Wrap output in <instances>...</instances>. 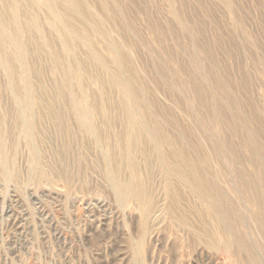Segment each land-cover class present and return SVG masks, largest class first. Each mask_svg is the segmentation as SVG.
<instances>
[{"label": "rangeland", "instance_id": "rangeland-1", "mask_svg": "<svg viewBox=\"0 0 264 264\" xmlns=\"http://www.w3.org/2000/svg\"><path fill=\"white\" fill-rule=\"evenodd\" d=\"M77 1L56 8L92 48L42 0H0V56L34 103L25 118L0 62V264H264V0ZM74 99L105 114L82 126Z\"/></svg>", "mask_w": 264, "mask_h": 264}, {"label": "bare ground", "instance_id": "bare-ground-1", "mask_svg": "<svg viewBox=\"0 0 264 264\" xmlns=\"http://www.w3.org/2000/svg\"><path fill=\"white\" fill-rule=\"evenodd\" d=\"M19 1V0H18ZM56 2H57V0H42V2H41V4L40 5H42V6H44V7H46L49 11L51 10L52 12H51V15H52V17H53V19H55L57 22H58V27H59V31L61 32V37L62 38H66V39H68L69 38V36H68V34L70 35V37L71 38H75V40H77V38L78 39H82L84 42H85V45H89L90 46V48H92V43H91V39H90V37H88L87 36V32L85 31V28H78L77 27V10H79V13L81 14L82 13V10H83V8H82V5L83 4H80L77 0H69V2H70V8H75V13L76 14H74L73 12L72 13H69V14H67V12H65V14H62V12L59 10V9H57L56 8ZM20 3V2H19ZM18 5V4H17ZM17 5H13V7L11 8V10H12V12H13V16H14V18H13V22L11 23L12 24V26L14 27V28H16L17 29V27L20 25V20L18 19V17H17V14H18V11H17ZM56 8V12L54 11V9ZM71 10V9H70ZM6 11L7 10H5V9H1L0 10V24H1V26H3V28L5 29L6 28V26H7V24H8V22H7V20H6ZM72 11V10H71ZM54 15V16H53ZM67 15V16H66ZM81 16H85L84 15V12H83V14H81ZM80 20V19H79ZM94 26H96L97 24H98V21L97 20H95V19H93V20H89ZM89 21H87V22H89ZM37 22V23H36ZM83 22V21H82ZM81 22V23H82ZM38 24V21H37V19H29L28 20V23L26 24V26H27V28H29L30 30H32V31H34V27L33 26H35V25H37ZM64 26L66 29L65 30H62L61 29V26ZM81 26H83L82 24H81ZM85 27H86V25H85ZM89 32V31H88ZM10 34V33H9ZM17 37H14L13 36V38L11 39V41L10 42H13L15 45H18V43H19V39L17 40L16 39ZM10 39V38H9ZM8 41H7V37L5 36V34H3V32H2V29L0 30V47L2 48V46H5V43H7ZM70 42V41H69ZM23 46H24V44H22ZM16 47V46H15ZM66 47L67 48H71V49H73L72 48V43L70 42V43H67L66 44ZM93 50H95V49H93ZM72 51V50H71ZM18 52V51H17ZM93 53V52H92ZM20 54V53H19ZM27 55V52H25V56ZM93 55L94 56H97L98 54L97 53H93ZM21 56V55H20ZM19 56V57H20ZM99 56V55H98ZM23 57V56H22ZM27 57V56H26ZM24 58V57H23ZM21 60H22V58H20ZM9 59H7L6 58V56H0V62H1V64L6 68V70H7V72H8V75L10 76V80H11V84H12V90L14 91V94H16L17 95V98H18V102H19V104H20V106H21V108H22V110L20 111V112H22L23 111V114H24V117L26 118L27 116H28V114H30V113H27V112H25V108L27 107V108H30V109H32L33 108V106H34V103H33V101H31V103H30V101H28V100H26V102L25 101H23L22 99H20V97H19V93H18V88H17V86H16V82H15V70L13 69V67L11 66V64H10V62L8 61ZM60 60V59H59ZM21 62V61H20ZM59 65H60V67H61V69H62V71H63V77H64V83H65V85L66 86H68V87H70V86H72V83L71 82H69L70 81V78H71V73H70V71L68 72V70L66 69V66L68 65V64H65L64 62H62L61 60L59 61ZM23 64H24V62H23ZM26 64V63H25ZM124 65V64H123ZM24 66V65H23ZM71 65H68V67H70ZM104 66V65H103ZM125 66V65H124ZM28 67V66H27ZM126 67V66H125ZM75 69H77V65H76V67H75ZM125 70H126V68H125ZM124 71V70H123ZM31 72H32V70H31ZM75 73H76V71H75ZM120 73V72H119ZM118 73V74H119ZM118 74H116L115 76H114V78L117 80V81H115V84H116V82L117 83H119L122 87H123V91L124 92H129V91H131L130 90V88L126 85V82H124L121 78H120V76L118 75ZM78 75V74H77ZM76 75V76H77ZM124 75V74H123ZM31 76V75H30ZM29 80V79H28ZM69 80V81H68ZM75 81V80H74ZM131 86V85H130ZM132 88V87H131ZM123 92V93H124ZM130 93V92H129ZM133 94V93H132ZM134 94H135V91H134ZM37 95V94H36ZM129 95H131V94H127V93H124L123 94V104H124V106L126 107V108H128L127 110L129 111L128 112V114H127V121H128V127H127V129H126V131H123L124 133V135L123 134H118V135H116L117 136V139H118V141L120 142L121 141V139H123L124 137V139H126V142H125V149H127V148H131L130 146L132 145V144H134V142H139L140 141V138H139V135H140V133H139V129H140V127H138V126H136V117L133 115V113H131L132 111H131V104L130 103H132L131 102V98L129 97ZM135 96V95H134ZM133 96V97H134ZM23 98V97H22ZM134 99H135V97H134ZM139 99V98H138ZM25 100V99H24ZM17 103V102H16ZM148 103V102H147ZM43 104V103H42ZM73 108H74V110L75 111H77V113H79L80 114V116H82L81 117V119H79L80 120V124L82 125V126H85V127H90V124L89 123H86V119L84 118L85 116H87V115H89V113H91L92 114V112H94V113H97V112H100V113H102V114H105V108L102 106V105H98V106H96V105H93V104H88V105H83L82 104V102H81V100H78V99H74V101H73ZM38 105V104H37ZM43 106V105H42ZM53 107H51V109H52ZM19 109V108H18ZM33 111V110H32ZM127 112V111H126ZM33 114V113H32ZM20 116H22V115H20ZM130 117V118H129ZM145 118V117H144ZM35 119V118H34ZM25 121V120H24ZM56 121H58L57 119H56ZM60 121V120H59ZM132 122V123H130V122ZM27 122V121H26ZM148 125V124H147ZM32 126H34V125H32ZM23 127H25V126H23ZM25 129V128H24ZM34 129V128H33ZM144 129V128H143ZM145 130V129H144ZM149 130V129H148ZM34 131V130H33ZM63 131V130H62ZM86 131V130H85ZM146 131V130H145ZM32 132V131H31ZM97 132H99V131H97ZM101 132V131H100ZM144 134H147V133H145V132H143ZM28 134H30V133H28ZM102 134V133H101ZM151 134V138H153L154 140H156L155 139V134L153 135L152 133H150ZM31 135H33L32 133H31ZM30 137V136H29ZM122 143V142H121ZM122 144H124V143H122ZM120 145V144H119ZM124 146V145H123ZM122 146V147H123ZM121 148V147H120ZM4 151V150H3ZM166 155V154H165ZM113 156V155H112ZM130 157V156H129ZM168 158H170L169 156H168ZM5 160V157H4V155H1V161H4ZM117 161H116V163L117 162H120V158H117L116 159ZM130 165H131V169H132V172H134L133 174H134V180L132 181V182H130V183H125V182H122L120 179H119V177L118 176H116V174H114V182L116 183V185L118 186V189H119V191H120V195H121V197L123 196L124 198H125V196L127 197V195H128V192L130 191V190H132V187L134 188V186H136V187H142V185L139 183V179H138V174H137V170H136V168H135V165L134 164H132L131 162H130ZM134 168H135V170H134ZM115 185V184H114ZM116 189V188H115ZM117 189V190H118ZM131 193V192H130ZM137 196H140V194H138L137 193ZM151 207V204L150 203H147L146 204V208L145 209H149ZM216 231V230H215Z\"/></svg>", "mask_w": 264, "mask_h": 264}]
</instances>
